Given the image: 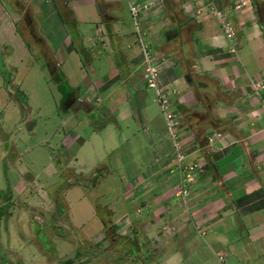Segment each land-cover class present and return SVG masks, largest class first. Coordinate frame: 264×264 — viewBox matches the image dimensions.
<instances>
[{
  "label": "crops",
  "instance_id": "0c3cea01",
  "mask_svg": "<svg viewBox=\"0 0 264 264\" xmlns=\"http://www.w3.org/2000/svg\"><path fill=\"white\" fill-rule=\"evenodd\" d=\"M19 1L23 7L13 8L17 14L14 27L23 26L19 30L22 39L35 43L42 52L61 86L65 110L83 108L97 114L99 108L94 106L103 101L95 95L97 101L91 102L88 93L105 92L120 74L123 81L105 94V101L111 104L114 93L118 105L128 101L125 88L136 93L134 80L145 82L142 41L159 66L157 83L179 115L183 109L193 111L184 123L180 115L179 126L186 161L201 165L187 193L179 194L178 173L170 171L172 143L164 130L151 139L146 167L123 183L135 209L132 216L124 211L110 223L115 235L131 237L135 228L150 251L157 246L164 250L163 264H201L200 257L211 258V264H264V86L259 92L251 86L253 79L264 81V32L251 0L239 9L233 7L234 0H176L178 6L174 0ZM123 1L129 11V3L141 6L137 15L142 25L135 32L134 47L127 44L128 49L119 48L124 37L118 32ZM214 8L225 11L235 24V51L223 31L213 27ZM55 15L61 18L60 30ZM104 30L120 65L108 80L96 75L90 61V42ZM170 30L176 33L167 37ZM89 69L92 79L83 85ZM76 75L71 82L70 77ZM206 111L220 122H212L203 114ZM104 113L107 116L110 111ZM110 119L98 117L96 125ZM70 141L80 147L86 139L76 134L69 136ZM156 236L159 240L153 246ZM172 240L175 246L170 245ZM150 251V264H160Z\"/></svg>",
  "mask_w": 264,
  "mask_h": 264
},
{
  "label": "rangeland",
  "instance_id": "374dc122",
  "mask_svg": "<svg viewBox=\"0 0 264 264\" xmlns=\"http://www.w3.org/2000/svg\"><path fill=\"white\" fill-rule=\"evenodd\" d=\"M174 4L178 6L176 0ZM49 5L53 8L51 2ZM123 5L118 32L124 37L119 48L128 49L127 44L134 47L136 26L125 1ZM20 6L23 7L19 0H0V264H79L86 257L90 261L83 264H142L140 250L131 255L130 248H134L131 245L135 246L131 237L116 236L110 223L119 220L124 211L132 216L135 207L130 206L123 183L131 173L146 167L151 139L167 131L155 89L135 79L132 84L136 93L126 87L128 101L118 105V94L114 93L110 104L105 101V94L115 91L123 81L120 74L105 92L88 93L91 102L97 101L95 95L103 101L94 106L99 108L97 114L83 108L77 112L65 110L61 86L52 77L42 52L35 43L22 39L19 30L23 26L19 25L18 30L14 27L17 14L13 8L17 10ZM53 18L58 29L61 18L56 15ZM211 18L213 27L222 30L214 9ZM136 22L141 28L138 15ZM41 26H45L44 22ZM106 35L104 30L103 35L90 42L91 64L96 75L104 80L120 69L115 61L117 53ZM226 38L231 45L234 37ZM90 71L84 76L83 85L92 79ZM77 77L71 76L70 81L75 82ZM213 92L216 93V88ZM169 109L178 113L172 102ZM107 110L112 119L97 126V118H106ZM122 111H126L124 115ZM76 134L86 139L80 147L69 142V136ZM177 136L182 141L179 127ZM55 157L62 158L65 167L82 172L87 179L86 183L61 191L63 206H55L49 194L50 187L62 179ZM98 167L101 169L96 182L91 184ZM158 240L157 236L153 239V246ZM170 245L175 246L173 240ZM76 249L83 254L76 257ZM150 249L147 247L163 264L164 250L160 246ZM68 258L72 259L70 263L66 262ZM199 261L211 264V258L200 257Z\"/></svg>",
  "mask_w": 264,
  "mask_h": 264
},
{
  "label": "built area",
  "instance_id": "2783aa9c",
  "mask_svg": "<svg viewBox=\"0 0 264 264\" xmlns=\"http://www.w3.org/2000/svg\"><path fill=\"white\" fill-rule=\"evenodd\" d=\"M248 0H234L233 7L235 9L241 8ZM130 13L132 15L133 21L138 30L136 16L141 9L139 4L129 3ZM214 14L217 16L221 28L224 34L231 39L235 36L236 27L229 15L221 10L214 8ZM141 40V39H140ZM231 50L235 51L233 43H231ZM141 53L143 55L142 61L144 64L143 69V79L148 86L155 89L156 100L159 103L161 112L164 116L165 125L167 127V132L172 143V158L173 163L170 167V171L176 170L179 177L178 192L184 195L188 191V184L194 180L195 173L200 169L201 165L198 161H186V154L181 148V141L178 140L177 129L181 124V118L179 113L174 112L169 109L172 102L169 94L157 83V75L159 71V66L155 63L154 58L150 52L149 46L141 41ZM251 86L255 92H259L264 86V81L262 79L251 80ZM264 129V128H263ZM219 258H221L219 256Z\"/></svg>",
  "mask_w": 264,
  "mask_h": 264
},
{
  "label": "trees",
  "instance_id": "16d2710c",
  "mask_svg": "<svg viewBox=\"0 0 264 264\" xmlns=\"http://www.w3.org/2000/svg\"><path fill=\"white\" fill-rule=\"evenodd\" d=\"M251 3H252V5L255 9V12L257 14L259 25L264 32V0H251ZM21 4H23V3H21ZM88 112H90V114H93V115L96 113V112H94V110H91V109ZM181 112H182L181 114H182L183 123H184V121L186 122L187 120H189L193 116V111L183 109ZM203 114L207 118L209 117L212 122H216V123L220 122V119L210 115L208 111H206V113H203ZM196 130H197L196 131L197 133L200 132V129H196ZM55 164H56L57 170L60 172V176L62 179L58 184H55L52 187H50L49 194L52 198V201L55 202V206H57V204H58V206H60V205H62L61 204L62 203L61 191L64 188L69 187V186L74 185V184L86 183L87 179L82 174V172L77 173V172H74L73 170L65 167L62 158L55 157ZM99 169H101V167H98L97 171H95L96 174L94 175V177H93L94 179H92L93 181L91 184H95V182H96L95 177L99 173ZM136 232L137 231L134 228V234L131 236L130 240H132V242L135 243V246L133 244L132 245L130 244L131 246L134 247V248H132V247L130 248L131 255H135L138 252V250H140L142 253V254H140L142 256L141 257L142 258V260H141L142 264H150V258L151 257H150V253H148V251H147L146 241H144L140 237V235H138ZM127 238H128V236H127ZM82 254L83 253L81 252L80 249H76L74 251V255L76 257H78ZM114 260H115V258H114ZM71 261H72L71 258L66 259V262H68V263H70ZM87 261H90V257H86L85 259L79 261V264H83Z\"/></svg>",
  "mask_w": 264,
  "mask_h": 264
},
{
  "label": "flooded vegetation",
  "instance_id": "af4514ba",
  "mask_svg": "<svg viewBox=\"0 0 264 264\" xmlns=\"http://www.w3.org/2000/svg\"><path fill=\"white\" fill-rule=\"evenodd\" d=\"M176 31L175 30H170L166 33V36L169 37L171 36L172 34H174ZM189 76V75H188ZM191 76V75H190Z\"/></svg>",
  "mask_w": 264,
  "mask_h": 264
},
{
  "label": "water",
  "instance_id": "95a60500",
  "mask_svg": "<svg viewBox=\"0 0 264 264\" xmlns=\"http://www.w3.org/2000/svg\"><path fill=\"white\" fill-rule=\"evenodd\" d=\"M176 33V32H175ZM173 35V34H172ZM170 37V36H169ZM188 79V78H187Z\"/></svg>",
  "mask_w": 264,
  "mask_h": 264
}]
</instances>
